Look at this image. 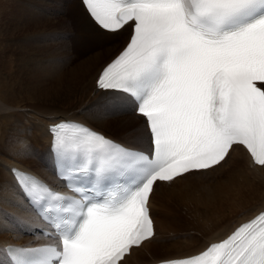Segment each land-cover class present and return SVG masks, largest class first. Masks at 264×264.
<instances>
[{"label": "snow or ice", "instance_id": "snow-or-ice-1", "mask_svg": "<svg viewBox=\"0 0 264 264\" xmlns=\"http://www.w3.org/2000/svg\"><path fill=\"white\" fill-rule=\"evenodd\" d=\"M83 3L108 32L133 24L96 84L113 93L110 101L136 104L150 147L116 144L75 121L53 123L56 174L73 194L12 169L27 198L18 207L40 219L51 242L9 246V264H121L153 235L155 182L217 165L234 145L264 166V0ZM161 264H264V212L201 254Z\"/></svg>", "mask_w": 264, "mask_h": 264}, {"label": "bare ground", "instance_id": "bare-ground-1", "mask_svg": "<svg viewBox=\"0 0 264 264\" xmlns=\"http://www.w3.org/2000/svg\"><path fill=\"white\" fill-rule=\"evenodd\" d=\"M34 7L39 13L28 12L27 22L23 11ZM88 13L81 0H0V262L3 264H9L4 253L7 243L34 247L50 242L35 231L36 226L43 228L37 216L18 207H27V203L15 184L17 176L12 167L30 171L66 191L54 173L51 124L73 120L129 147L149 148L142 118L130 112L131 99L120 101L119 108V102L107 98L113 93L98 89L96 84L101 69L129 42L133 24L116 33L106 32ZM72 32L78 34L74 43L86 46V52L89 49L94 52L70 66L68 50L72 45L64 39ZM37 34L39 37L46 34L45 42L36 44ZM58 46L61 51H57ZM36 55H44L43 60L39 58L40 63ZM135 136L137 145L128 143ZM225 166L224 173L203 179L214 176ZM257 188H264V166L256 164L243 145H234L225 159L212 168L189 172L169 182L157 181L149 198L154 234L132 248L121 264H151L202 252L264 209L263 198L254 201V196H247ZM226 189L233 193L229 198L223 195ZM213 192L219 203L214 204L208 198L214 205L203 208L196 203L203 202L196 201L198 193L202 198L203 194ZM16 214L26 223L33 219L31 224L27 223L31 228L16 223L15 229V221L10 217ZM183 224L193 232L187 243L173 238L176 226L182 229ZM34 240L41 241L33 244Z\"/></svg>", "mask_w": 264, "mask_h": 264}, {"label": "rangeland", "instance_id": "rangeland-1", "mask_svg": "<svg viewBox=\"0 0 264 264\" xmlns=\"http://www.w3.org/2000/svg\"><path fill=\"white\" fill-rule=\"evenodd\" d=\"M66 2V1H65ZM31 11V12H30ZM28 12H29V14H32L33 12H35V13H39V10L38 9H35V7H34V10H30V9H28V8H25L24 9V11H23V18L28 22V19H29V17H30V15L28 14ZM24 13H26V15L24 14ZM37 13V14H38ZM29 15V17H28V15ZM45 15H48V12H45L44 13ZM63 31V30H62ZM38 33V32H37ZM38 35V34H37ZM38 37V39L36 40V44H42L43 42L42 41H44L45 42V39L44 38H47L46 37V34L42 37V35H41V37H39V35L37 36ZM69 37V38H68ZM65 41L64 42H66L67 41V43L68 42H70V44L72 45L71 47H70V49L68 50L69 52H70V54H71V56L69 57L70 58V60L67 62V65H73V64H75V62H78V61H80V60H82L83 58L82 57H84L85 58V56H88V54L89 53H91L92 51H90L91 49H89L88 50V52H86V51H84L85 49H84V47H86V46H84V45H82V44H78V43H74V42H77L78 41V34H75V32H72L71 34H70V36L69 35H67V40H66V38L64 39ZM52 41H54V40H52ZM42 42V43H41ZM60 43V42H59ZM109 43H106L105 45H108ZM81 45V46H80ZM57 51H61V49L59 48V46H58V48H57ZM94 52V51H93ZM43 56L44 55H36V58H37V60H38V62L40 61H42L43 60ZM40 57H42V58H40ZM39 58L40 59H42V60H39ZM75 58V59H74ZM82 58V59H81ZM37 62V63H38ZM39 62V63H40ZM54 62V65H56V61H53ZM60 62V61H59ZM58 63V62H57ZM41 84V83H40ZM44 85V84H43ZM119 104V108H120V106H121V103L119 102L118 103ZM111 109V108H110ZM130 112H131V110H130ZM123 114H125V112H122ZM130 114V113H129ZM130 138V137H129ZM132 138V137H131ZM125 139H128V138H125ZM125 139H123V140H125ZM137 140H138V138H137V136H135V137H133V141L132 142H128V143H130V144H133V145H137ZM43 157H44V154H43ZM225 169H226V166H225V168H223L220 172H217L214 176H206V178L205 177H203V179H205V180H208V179H211V178H213V177H217L219 174H222V173H224L225 172ZM217 175V176H216ZM46 180V179H45ZM48 181V180H47ZM207 184H209V183H205V185H207ZM215 184V182L213 183V185ZM203 185V184H202ZM250 187H248V189H249ZM245 189H247V187H245ZM264 190V188H257V189H252L253 191H254V193L255 192H258V191H260V190ZM228 189H226V193L228 194H226L225 192L223 193V195L224 196H228L227 198H229V195L230 194H233V193H228L229 191H227ZM235 190L237 191L238 190V188H235ZM252 190H249L248 192L250 193V191L251 192H253ZM260 191L259 192V194L258 193H255L256 195H257V197H260L261 195V193H262V195L263 196H261V198H257L256 197V195L254 194V193H251L250 195L248 194L247 196H250V198H251V196L253 197L254 196V198L253 199H255L254 201H256V200H261L262 198V200L264 201V191ZM239 191H242V189H240ZM239 191L237 192V193H239ZM231 192V191H230ZM241 193V192H240ZM200 193H198L197 195L199 196H195L196 198V201L198 200V199H200V202L201 201H203V202H201V203H198L199 202V200L196 202L198 205H202V207L203 208H205L208 204V206L210 207L211 206V204L212 205H214L215 204V202H216V204L217 203H219L218 201H217V199H219L218 198V196L213 192V194L212 193H208V194H205V196H204V194H203V196H202V198H201V195L202 194H200ZM211 197H210V196ZM215 195V197H217L216 199H214L213 198V196ZM223 196V197H224ZM204 197H205V199L206 198H208V200L210 199V200H212L213 202H214V204H213V202L211 203V201H210V203H209V201L206 199H204ZM210 197V198H209ZM257 198V199H256ZM221 199V198H220ZM253 199H251V200H253ZM206 201V203H205V201ZM253 201V202H254ZM203 204H205V205H203ZM169 206V205H168ZM207 206V207H208ZM16 217L18 218V215L16 214ZM33 222V219L32 220H30V222H27V223H32ZM182 223L183 222H179L178 224H180V225H182ZM185 226H184V224H183V228L181 229V228H179V226L177 227L176 226V232H177V234H175V235H173V238L174 239H178L179 241H181L182 243H187V241H189L191 238H192V236H193V232H191V231H189L188 230V228L186 229V228H184ZM14 228L16 229V222H15V225H14ZM187 233V234H186ZM36 241H41V240H34L32 243L34 244Z\"/></svg>", "mask_w": 264, "mask_h": 264}]
</instances>
